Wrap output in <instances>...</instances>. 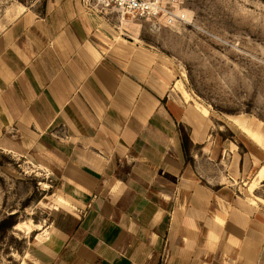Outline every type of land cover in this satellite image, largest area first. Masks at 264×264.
<instances>
[{
	"label": "crops",
	"instance_id": "crops-1",
	"mask_svg": "<svg viewBox=\"0 0 264 264\" xmlns=\"http://www.w3.org/2000/svg\"><path fill=\"white\" fill-rule=\"evenodd\" d=\"M103 19L44 0L0 31V152L54 182L32 263L264 264V139L105 54Z\"/></svg>",
	"mask_w": 264,
	"mask_h": 264
},
{
	"label": "rangeland",
	"instance_id": "rangeland-1",
	"mask_svg": "<svg viewBox=\"0 0 264 264\" xmlns=\"http://www.w3.org/2000/svg\"><path fill=\"white\" fill-rule=\"evenodd\" d=\"M177 1L183 25L156 31L144 20L113 15L103 19L100 48L122 62L140 59L164 70L169 89L205 108L223 137L253 131L264 139V0ZM43 2L0 0V31ZM34 171L0 152V264H33L30 245L38 229L49 227L54 182ZM252 195L264 205V182ZM11 216L15 225L8 228Z\"/></svg>",
	"mask_w": 264,
	"mask_h": 264
},
{
	"label": "built area",
	"instance_id": "built-area-1",
	"mask_svg": "<svg viewBox=\"0 0 264 264\" xmlns=\"http://www.w3.org/2000/svg\"><path fill=\"white\" fill-rule=\"evenodd\" d=\"M85 12L108 18L116 15L123 19L144 20L153 30L181 26L186 14L177 0H81Z\"/></svg>",
	"mask_w": 264,
	"mask_h": 264
},
{
	"label": "trees",
	"instance_id": "trees-1",
	"mask_svg": "<svg viewBox=\"0 0 264 264\" xmlns=\"http://www.w3.org/2000/svg\"><path fill=\"white\" fill-rule=\"evenodd\" d=\"M186 139L184 138V141H185ZM9 219V222H8V228H10V227H13L14 225H15V222L14 221H10L11 219H12V216L10 217V218H8Z\"/></svg>",
	"mask_w": 264,
	"mask_h": 264
},
{
	"label": "bare ground",
	"instance_id": "bare-ground-1",
	"mask_svg": "<svg viewBox=\"0 0 264 264\" xmlns=\"http://www.w3.org/2000/svg\"><path fill=\"white\" fill-rule=\"evenodd\" d=\"M16 229L20 228V224L15 226Z\"/></svg>",
	"mask_w": 264,
	"mask_h": 264
}]
</instances>
